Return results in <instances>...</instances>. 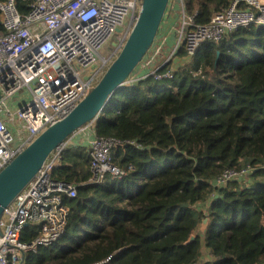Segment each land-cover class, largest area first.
Masks as SVG:
<instances>
[{"label":"trees","instance_id":"16d2710c","mask_svg":"<svg viewBox=\"0 0 264 264\" xmlns=\"http://www.w3.org/2000/svg\"><path fill=\"white\" fill-rule=\"evenodd\" d=\"M234 1L184 0L185 13L205 26ZM15 2L29 14L33 0ZM177 57L176 67L164 60L132 76L90 124L96 137L123 142L111 163L124 177L94 182L88 146L62 150L52 178L77 190L64 197L66 230L26 264H198L204 249L213 257L204 264H264V26L206 41L190 62L184 47ZM172 67V79L154 78ZM247 166L255 173L215 187ZM39 234L26 226L23 242Z\"/></svg>","mask_w":264,"mask_h":264},{"label":"built area","instance_id":"2783aa9c","mask_svg":"<svg viewBox=\"0 0 264 264\" xmlns=\"http://www.w3.org/2000/svg\"><path fill=\"white\" fill-rule=\"evenodd\" d=\"M142 3L33 0L27 15L19 12L15 0L0 4L4 27L0 32V174L97 86L134 31ZM177 3L182 11L181 36L162 66L174 62L180 48H185L190 62L206 41L218 42L241 27L264 26V0H235L205 26L196 24V15L185 13L184 0ZM174 72L173 67L164 73L156 71L154 78L172 79ZM93 133L89 124L75 135L87 140L94 182H103L108 173L124 177L125 173L111 163L113 149L123 142L98 138ZM69 142L51 155L6 208L0 221V264H26L29 252L54 245L65 233L69 210L64 197H76L77 190L74 185L54 181L52 171L60 164L61 152ZM255 171L252 166L228 169L215 180V187ZM31 224L40 226V234L27 244L23 230Z\"/></svg>","mask_w":264,"mask_h":264},{"label":"water","instance_id":"95a60500","mask_svg":"<svg viewBox=\"0 0 264 264\" xmlns=\"http://www.w3.org/2000/svg\"><path fill=\"white\" fill-rule=\"evenodd\" d=\"M171 0H143L142 10L119 57L92 92L62 121L50 126L0 174V221L6 208L43 168L51 155L77 131L104 112L114 92L124 86L153 47ZM181 60L175 58L174 65ZM207 220L204 227H207ZM192 236L190 240H193Z\"/></svg>","mask_w":264,"mask_h":264},{"label":"rangeland","instance_id":"374dc122","mask_svg":"<svg viewBox=\"0 0 264 264\" xmlns=\"http://www.w3.org/2000/svg\"><path fill=\"white\" fill-rule=\"evenodd\" d=\"M177 0H171L170 3H169V7H168V10L166 12V15H165V20L164 22L162 23L163 25L165 23H167V15L169 12H172L173 15H175V9L177 7ZM162 25V26H163ZM161 26V28H162ZM180 36H181V24L179 26V30L177 32V38L175 37L174 40H173V45L175 46L174 49L177 47V45L179 44V40H180ZM160 34L157 36V39L153 45V47L151 48V50L149 51V53L147 54L146 58H144V60L142 61V63L139 65V67L135 70V72L133 73V78H137L138 75L140 74H143L145 72H149V71H152L154 70V68L164 60L163 56L166 55L168 53V50L167 48H163V46L161 47L160 46ZM168 46H171V45H168ZM189 60L186 59V61L184 60L183 62L186 63L188 62ZM131 76V77H132ZM79 139V140H75V141H72L71 143L73 145H78V144H85L88 146L87 144V140L83 138V136L81 134L79 135H74L71 140H73L74 138Z\"/></svg>","mask_w":264,"mask_h":264},{"label":"crops","instance_id":"0c3cea01","mask_svg":"<svg viewBox=\"0 0 264 264\" xmlns=\"http://www.w3.org/2000/svg\"><path fill=\"white\" fill-rule=\"evenodd\" d=\"M177 7L174 10L175 15L172 14V12H169L167 15V23H165L162 28L160 29V46L163 48H167L168 53L163 56L164 60H166L169 55L173 52L174 50V45H173V40L176 37L177 38V32L179 30V26L181 24V19H182V11L180 10L179 3H177ZM165 20V18H164ZM164 22V21H163ZM171 45V46H168ZM163 60V62H164ZM161 63V62H160ZM95 135V133H93ZM96 136V135H95ZM84 138V137H83ZM79 140L74 138L73 140H70L69 144H72V141ZM204 207V205H200L199 209ZM205 254V258H202L198 264L201 263V261L204 263H211L213 262V257L209 254L208 250H203V255Z\"/></svg>","mask_w":264,"mask_h":264},{"label":"bare ground","instance_id":"6f19581e","mask_svg":"<svg viewBox=\"0 0 264 264\" xmlns=\"http://www.w3.org/2000/svg\"><path fill=\"white\" fill-rule=\"evenodd\" d=\"M70 140H71V139H70ZM70 140H69V141H70Z\"/></svg>","mask_w":264,"mask_h":264}]
</instances>
